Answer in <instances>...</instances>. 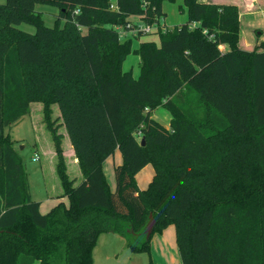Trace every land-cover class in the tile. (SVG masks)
I'll list each match as a JSON object with an SVG mask.
<instances>
[{
	"label": "trees",
	"instance_id": "obj_1",
	"mask_svg": "<svg viewBox=\"0 0 264 264\" xmlns=\"http://www.w3.org/2000/svg\"><path fill=\"white\" fill-rule=\"evenodd\" d=\"M175 2L0 3V264H93L102 234L149 254L153 235L170 225L182 264H264V42L239 47L232 4L182 0L187 21L166 29L163 4ZM37 5L58 9L52 28ZM132 17L155 28L159 42L134 50L131 37L122 39L116 27L138 29ZM131 54L139 57L137 78L123 70ZM34 103L42 104L69 202L45 215L5 133ZM53 105L83 178L77 187ZM158 108L169 112V128L153 118ZM116 150L122 164L111 192L103 164ZM147 165L154 176L141 190L136 175Z\"/></svg>",
	"mask_w": 264,
	"mask_h": 264
},
{
	"label": "rangeland",
	"instance_id": "obj_2",
	"mask_svg": "<svg viewBox=\"0 0 264 264\" xmlns=\"http://www.w3.org/2000/svg\"><path fill=\"white\" fill-rule=\"evenodd\" d=\"M3 2L4 0H0V3ZM179 4L183 7L179 1L173 4H164L166 17L162 21V24L165 25L166 29H172L175 26L184 24L187 21L185 10L180 11ZM36 11L41 14L44 24L47 27L52 28L55 25V20L59 14L57 8L49 5H37ZM255 14L256 16L253 17L254 20L252 22L248 23L243 21L242 23V38L244 43V45H242L243 47H246L248 42L250 44V49L247 50H252L254 45H251L250 41L253 40V42H256V38L258 37V31H255L252 26L254 25L259 29L264 27V19L261 16L260 11H256ZM130 20L136 28H143L145 26V24L138 18H130ZM116 28L122 39L128 36L132 38L133 48L138 46V43L141 42H159L155 28L151 29L150 34L142 35L140 37L136 36L137 29L132 30L130 34L125 33L126 30L120 26ZM18 29L28 34L35 33L34 27L28 24H21L18 26ZM134 61L135 56L133 54L129 55L126 60V66L130 68L128 65L131 64L133 66V72L136 73L138 68ZM51 109V119L56 121V125L59 127L58 132L62 135L61 147L65 163L68 165L67 173L70 179L74 181V186L77 187L82 183L83 179L78 165L75 164L74 157L72 158V147L65 127L61 122L59 108L53 105ZM153 115L154 118L159 121L158 111L154 112ZM5 133L11 136L14 141V149L23 159L24 167L28 176L32 200L39 203H42L43 201H59L63 192L55 171L57 160L53 141L43 121L42 104H31L29 114L21 118L17 123L9 126L5 130ZM115 153L116 154L110 158V166H113L114 161H117V163L120 162L121 155L119 150H116ZM36 156L38 157V160L34 161L33 159ZM110 180H113L114 184H116L115 172L111 175ZM140 184L141 186H144L142 183ZM111 237L112 236H110V234L100 235L93 251L95 257L93 264H163V261H165L164 258H161L157 253L152 254L150 252L148 254L132 252L129 248H127L124 238L117 236V238H113L115 239L114 243L110 240ZM154 237H156V235ZM113 247L117 249L116 255H112L110 259H106L107 257L104 256V253ZM171 256L173 259L176 257L174 253H171Z\"/></svg>",
	"mask_w": 264,
	"mask_h": 264
},
{
	"label": "crops",
	"instance_id": "obj_3",
	"mask_svg": "<svg viewBox=\"0 0 264 264\" xmlns=\"http://www.w3.org/2000/svg\"><path fill=\"white\" fill-rule=\"evenodd\" d=\"M178 1L181 2V4L183 5L182 0H176V2H178ZM201 1L207 2V3H214V4H232V5H236L238 7L239 13H240L239 21H240V29H241V37H240V41H239V47L242 50L252 51L259 43L264 42V27L259 29L254 25L252 27L255 31H258V37L256 38V42H253V40L250 41L251 45H254L253 47L251 46L252 50H247V49H250L249 42H248V45L246 47H243L244 43H243V38H242V23H243V21L248 22V23L252 22L254 20L253 17L256 16V14H255L256 11H260L261 16L264 19V0H201ZM164 4H163V10H164ZM179 7H181L180 4H179ZM132 19H136V18L132 17ZM125 33L131 34V31H125ZM126 38H129V36ZM134 38H136V37H134ZM138 45H139V43H138ZM137 48H138V46H136L133 49L135 50ZM220 48L222 51L226 50L225 46H221ZM134 56H135L134 63H135V65H137V68H138L136 73L133 72L134 70H133V66L131 64L128 65L130 68H128L126 66V60L127 59L125 60V62L123 64V70L124 71H132L133 77L137 78L139 76V72H140L139 57L136 55H134ZM156 111H158L159 121L154 118V115H153V118L156 121H158L160 124H162L164 127L169 128V124H170V120H171V116H170L169 112L163 108H158ZM71 152H72V158L74 157L75 164L78 165V161L75 157L73 148L71 149ZM114 154H116V153H114ZM110 158L111 157H109L104 162L103 171H104V174L106 176V179H107V182H108V185H109L111 192H114L116 189V184H114L113 180H110V177L114 173L115 168L122 164V158L120 159L119 163H117V161H114L113 166H110ZM150 166L151 165H147L136 175V181H137V184L141 190H145L153 179L154 169L152 166L151 167ZM67 172H68V165H67ZM81 177H82V175H81ZM140 183H142L144 186H141ZM62 192H63V190H62ZM60 197H61L60 200L57 202H50V201H43L42 203L38 202L40 205L39 206L40 213L42 215L47 214L52 208H54L59 203H63L66 206H68V204H69L68 199L63 196V193ZM170 226H172V227H170ZM170 226H168L161 233H156L153 235L151 242H150V252L152 254L157 253L161 258H164L165 261H163V264H182L180 254H179V251H178V248L176 245L175 228L173 225H170ZM172 228L174 229V231ZM155 235H156V237H154ZM110 236H112L110 240L115 243V239H113V238H117V235L110 234ZM116 253H117V249H115V247H113L112 249H110L109 251L104 253V256L107 257L106 259H110V257H112V255H116ZM171 253L175 254V256H176L175 259L172 258ZM165 257H166V259H165ZM94 259H95V257H94V253H93V260ZM34 264H40V263L35 262Z\"/></svg>",
	"mask_w": 264,
	"mask_h": 264
},
{
	"label": "water",
	"instance_id": "obj_4",
	"mask_svg": "<svg viewBox=\"0 0 264 264\" xmlns=\"http://www.w3.org/2000/svg\"><path fill=\"white\" fill-rule=\"evenodd\" d=\"M145 144V141H144V138L141 139V145L144 146ZM154 226H155V220L154 218L150 215L149 216V221L145 227V231H144V234H145V237L146 239H148L152 232H153V229H154Z\"/></svg>",
	"mask_w": 264,
	"mask_h": 264
},
{
	"label": "built area",
	"instance_id": "obj_5",
	"mask_svg": "<svg viewBox=\"0 0 264 264\" xmlns=\"http://www.w3.org/2000/svg\"><path fill=\"white\" fill-rule=\"evenodd\" d=\"M114 6H112V8H113ZM153 27H151V26H144L143 28H138L137 29V31L139 30V31H141V32H143L144 34H150V32H151V29H152ZM137 31H136V33H137ZM34 161L35 160H38V157L36 156L34 159H33Z\"/></svg>",
	"mask_w": 264,
	"mask_h": 264
}]
</instances>
